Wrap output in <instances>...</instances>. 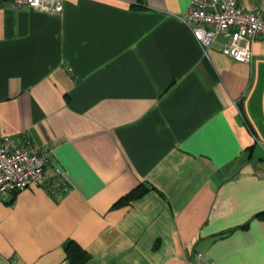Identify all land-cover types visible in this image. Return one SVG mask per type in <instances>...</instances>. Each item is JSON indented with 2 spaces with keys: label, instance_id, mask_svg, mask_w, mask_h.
<instances>
[{
  "label": "crops",
  "instance_id": "crops-1",
  "mask_svg": "<svg viewBox=\"0 0 264 264\" xmlns=\"http://www.w3.org/2000/svg\"><path fill=\"white\" fill-rule=\"evenodd\" d=\"M188 3L0 6V129L69 186L0 196V264H264V41L204 54Z\"/></svg>",
  "mask_w": 264,
  "mask_h": 264
},
{
  "label": "built area",
  "instance_id": "built-area-1",
  "mask_svg": "<svg viewBox=\"0 0 264 264\" xmlns=\"http://www.w3.org/2000/svg\"><path fill=\"white\" fill-rule=\"evenodd\" d=\"M4 3L14 7L25 4L47 13L63 10V0H0V6ZM180 19L188 25L204 54L218 37H223V54L238 62H249L253 43L264 41V10L252 9L241 0H189ZM47 162L45 152L17 145L14 137L0 129V196L5 199L32 185L44 186L52 193L68 190L60 169L55 168L52 176L46 178ZM190 264L218 263L197 252Z\"/></svg>",
  "mask_w": 264,
  "mask_h": 264
},
{
  "label": "trees",
  "instance_id": "trees-1",
  "mask_svg": "<svg viewBox=\"0 0 264 264\" xmlns=\"http://www.w3.org/2000/svg\"><path fill=\"white\" fill-rule=\"evenodd\" d=\"M145 190V187L138 186L125 196L121 197L116 203H122L126 199L138 197L145 192ZM64 249L71 264H83L88 259V253L73 240L65 242Z\"/></svg>",
  "mask_w": 264,
  "mask_h": 264
}]
</instances>
